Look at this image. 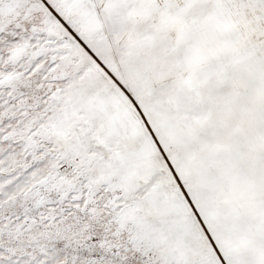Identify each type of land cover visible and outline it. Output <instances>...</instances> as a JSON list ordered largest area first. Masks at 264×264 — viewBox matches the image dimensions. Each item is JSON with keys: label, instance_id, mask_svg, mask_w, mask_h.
I'll return each instance as SVG.
<instances>
[{"label": "snow or ice", "instance_id": "6c2138e0", "mask_svg": "<svg viewBox=\"0 0 264 264\" xmlns=\"http://www.w3.org/2000/svg\"><path fill=\"white\" fill-rule=\"evenodd\" d=\"M0 264H264V0H0Z\"/></svg>", "mask_w": 264, "mask_h": 264}]
</instances>
